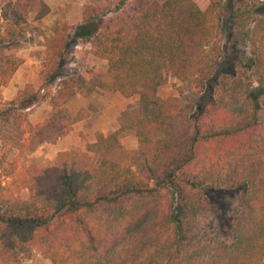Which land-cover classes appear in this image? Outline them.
Returning a JSON list of instances; mask_svg holds the SVG:
<instances>
[{"label": "trees", "instance_id": "obj_1", "mask_svg": "<svg viewBox=\"0 0 264 264\" xmlns=\"http://www.w3.org/2000/svg\"><path fill=\"white\" fill-rule=\"evenodd\" d=\"M254 2L228 6L225 14L222 0L204 7L195 0H107L81 7L76 32L68 21L54 23L42 38L40 69L4 116L26 137L0 185V264H15L32 250L52 264L264 261V0ZM0 6L2 87L20 63L3 50L40 36L26 18L38 22L49 8L43 0ZM73 37L81 40L73 53L104 60L102 73L85 66L61 75ZM167 76L182 92L201 91L213 78L212 97L191 115L181 99L157 95ZM105 92L137 95L134 114L121 111L118 128L95 133L83 151L59 153L57 187L35 189L23 150L31 142L52 144L86 117L84 109H66L71 97ZM37 102L49 111L32 119L28 111ZM125 132L136 140L131 151L120 143ZM214 192L236 195L227 232L218 228L209 237L198 234L197 223Z\"/></svg>", "mask_w": 264, "mask_h": 264}, {"label": "rangeland", "instance_id": "obj_2", "mask_svg": "<svg viewBox=\"0 0 264 264\" xmlns=\"http://www.w3.org/2000/svg\"><path fill=\"white\" fill-rule=\"evenodd\" d=\"M49 7L48 14L38 22H33L32 14L27 16L30 25H35L40 31V36L31 37L29 41L10 43L4 53L10 58H17L20 61L18 66L13 68L9 81L0 87V181L1 186L6 182L7 164L16 152L20 141L26 137L13 123L4 120L6 109H11L10 101L15 98V94L22 90L26 85L32 83V78L40 69L43 60L44 47L43 37H50L51 27L54 23L68 21L71 29L76 32L79 23L80 9L86 3H97L104 5L107 0H43ZM223 11L228 13V6L243 4L246 7L252 6L255 0H222ZM200 6L204 7L207 0H195ZM1 7V6H0ZM101 20H96V26ZM250 25L244 27L245 33L249 31ZM31 40V42H30ZM223 40V39H222ZM80 39L71 38L66 42V52L63 53L61 75L78 72L85 66H93L94 69L102 73L106 68V63L97 57L86 58L83 55L73 53L80 49ZM233 44L240 45V42L233 39ZM84 48L88 44H84ZM72 53V54H71ZM165 83L159 87L157 95L162 99L177 97L184 103L190 105V114L193 115L200 109L201 105L212 97L214 79L208 81L201 91H181L179 82L174 77H166ZM52 84L47 86L39 95L51 90ZM137 95L121 99L113 93L105 92L102 95L92 94L86 97L74 95L66 102V109L74 113L77 109L88 111L85 118L73 124L71 130L52 144L31 142L22 152V166L28 172L32 185L39 191H47L58 185V175L60 167L56 157L61 152L83 151L87 143L92 142L95 133H107L115 130L121 124L119 113L124 111L128 116H132L136 109ZM16 108V107H15ZM17 109V108H16ZM23 109L18 112H23ZM49 106L45 102H37L28 111V116L32 119H39L48 114ZM75 125V126H74ZM75 127V128H74ZM120 143L125 151L136 148V140L133 134L125 132L120 137ZM18 197H26V190L18 191ZM235 192L213 193L209 199L210 206L203 211L198 219V234L212 237L217 233V229L222 231L220 235L227 232L230 210L235 203ZM217 235V234H216ZM220 237V236H218ZM15 264H52L51 261L41 252L32 250L29 257L18 256ZM264 264V261L261 263Z\"/></svg>", "mask_w": 264, "mask_h": 264}, {"label": "crops", "instance_id": "obj_3", "mask_svg": "<svg viewBox=\"0 0 264 264\" xmlns=\"http://www.w3.org/2000/svg\"><path fill=\"white\" fill-rule=\"evenodd\" d=\"M49 8V7H48ZM73 126V125H72ZM75 126V125H74ZM75 128V127H74Z\"/></svg>", "mask_w": 264, "mask_h": 264}]
</instances>
